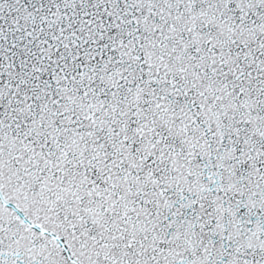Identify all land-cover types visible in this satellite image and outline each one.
<instances>
[{
  "label": "snow or ice",
  "instance_id": "snow-or-ice-1",
  "mask_svg": "<svg viewBox=\"0 0 264 264\" xmlns=\"http://www.w3.org/2000/svg\"><path fill=\"white\" fill-rule=\"evenodd\" d=\"M0 264H264V0H0Z\"/></svg>",
  "mask_w": 264,
  "mask_h": 264
}]
</instances>
